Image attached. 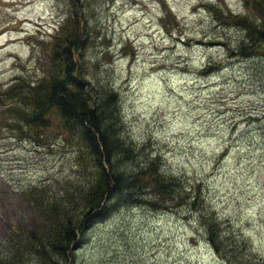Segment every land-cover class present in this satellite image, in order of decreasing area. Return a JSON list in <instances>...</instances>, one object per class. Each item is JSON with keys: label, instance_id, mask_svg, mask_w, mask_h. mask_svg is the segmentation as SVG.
<instances>
[{"label": "rangeland", "instance_id": "374dc122", "mask_svg": "<svg viewBox=\"0 0 264 264\" xmlns=\"http://www.w3.org/2000/svg\"><path fill=\"white\" fill-rule=\"evenodd\" d=\"M244 11L243 0H0V94L15 76L45 74L54 26L85 15L93 37L81 63L88 80L115 91L123 137L159 154L187 189L199 184L203 211L223 235H240L264 258V58L237 54L243 30L228 17ZM6 101L0 96V256L9 259L10 240L40 220L26 188L59 194L80 178L75 137L64 139L58 117L32 133L15 126ZM156 203L122 204L88 224L66 264L75 255L76 264H228L197 210ZM19 256L16 264H40L27 250Z\"/></svg>", "mask_w": 264, "mask_h": 264}, {"label": "trees", "instance_id": "16d2710c", "mask_svg": "<svg viewBox=\"0 0 264 264\" xmlns=\"http://www.w3.org/2000/svg\"><path fill=\"white\" fill-rule=\"evenodd\" d=\"M243 3L244 12L228 15L232 24L243 30L235 46L237 54L264 58V0ZM87 21L81 13L80 18L76 12L70 13L67 26H59L52 35L46 73L32 79L15 76L1 91L0 96L7 98L6 110L16 117L17 128L25 125L35 133L46 128L53 115L58 117L57 123L67 133L64 139L75 137L73 160L75 176L80 179L73 189L67 186L59 194H34L45 191L34 184L26 188L40 220L25 235L10 240L15 255L9 259L1 255L0 264H16L25 250L35 254L40 264H66L71 243L75 240V246H79L80 239L76 238L88 224L122 204L146 201L154 206L162 200L173 201L174 205L186 202L197 210L206 241L228 264H264V258L244 238L234 232L223 235L215 216L203 211L199 184L187 189L178 175L162 169L159 154L140 153L141 147L123 137L115 91L105 82L100 84L97 76L88 80V71L81 63L93 37ZM14 100L16 105L11 103Z\"/></svg>", "mask_w": 264, "mask_h": 264}]
</instances>
